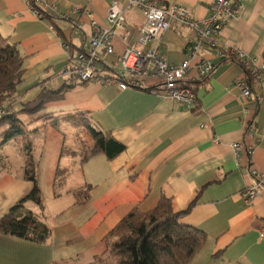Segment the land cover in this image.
<instances>
[{"label":"crops","instance_id":"crops-1","mask_svg":"<svg viewBox=\"0 0 264 264\" xmlns=\"http://www.w3.org/2000/svg\"><path fill=\"white\" fill-rule=\"evenodd\" d=\"M46 1L48 10L38 16L31 0H0V37L16 43L24 57L14 110L25 129L4 142L0 136V219L30 194L34 177L44 208L29 201L23 212L37 214L50 229L43 241L0 230V264L116 260L108 251L107 235L132 210L152 211L163 198L176 213L189 208L181 223L206 233L204 247L190 264H264V187L252 172L264 170V74L251 75L232 52L264 60V0H235L242 8L225 23L223 43L200 50L214 69L193 83L191 106L153 92L159 78L152 74L140 87L69 78L63 42L76 53L93 32L88 15L73 9H87L109 25L113 0ZM152 1L183 7L201 20L209 17L213 0ZM122 6L130 36L124 40V30L117 29L111 39L114 52L100 51L99 65L112 75L122 73L125 48H140L138 35L146 20L142 8ZM193 34L191 28L176 25L151 47L169 63L179 64L189 57ZM238 80L250 85L249 97L236 85ZM45 91L59 92L47 96L43 108L33 113L35 120L27 121L31 112L21 110ZM45 113L47 120L37 119ZM79 113L124 144V151L114 158L82 154L75 134L88 133L69 123ZM7 129L2 125L0 135ZM235 143L240 144L239 156ZM88 186L89 199L79 201L75 191ZM253 186L258 194L247 200L243 192Z\"/></svg>","mask_w":264,"mask_h":264},{"label":"built area","instance_id":"built-area-1","mask_svg":"<svg viewBox=\"0 0 264 264\" xmlns=\"http://www.w3.org/2000/svg\"><path fill=\"white\" fill-rule=\"evenodd\" d=\"M129 9L138 6L144 10L146 20L140 29L138 41L139 49L131 46L125 48L120 57L122 73L112 75L104 73L99 65L100 51L104 48L109 53L114 52L111 43L117 29H123V39L130 36V29L125 26L126 16L122 4ZM46 0H31L30 8L38 16L48 10ZM242 4L235 0H213L210 5V15L207 18L197 20L192 13L183 7L169 6L153 2L152 0H113L108 9L109 25L96 19L94 13L82 8H74L73 12L82 11L90 18L93 32L83 49L73 53L71 44L63 42L67 53L68 64L65 70L68 77L80 82L96 81L101 83H117L119 86L133 85L140 87L142 81L149 75L159 78L153 92L168 100L191 106L195 102L193 83L196 80L207 78L214 69V63L209 56L200 50L204 45L216 48L221 45L222 32L225 23L230 18L237 16ZM178 25L189 27L194 31L190 40L189 57L179 64L169 63L165 55L158 49L151 47L153 41L159 38L165 30ZM248 72L253 76L264 74V60L251 57L240 50L232 49ZM196 59L194 63L192 61ZM236 85L242 89L246 97L251 90L243 80H238ZM236 155L239 156L240 144H234ZM250 152V150H249ZM264 187V170H252ZM258 194L256 188L249 187L243 192L247 200H251ZM264 238V230L262 231Z\"/></svg>","mask_w":264,"mask_h":264},{"label":"trees","instance_id":"trees-1","mask_svg":"<svg viewBox=\"0 0 264 264\" xmlns=\"http://www.w3.org/2000/svg\"><path fill=\"white\" fill-rule=\"evenodd\" d=\"M23 73L24 57L18 45L0 37V127L8 126V129L0 135L1 142L25 133L24 122L17 116L19 112L14 110ZM58 92H53L51 95ZM51 95L47 91L43 92L38 99L27 104L21 111L24 113L40 111L47 101L45 98L48 96L50 99ZM79 115L81 116L79 120L72 125L78 128L77 124L82 123V127L89 131L93 140L87 158L99 153L114 158L124 151V144L96 127L83 113ZM37 119L47 120L48 116L45 113ZM34 120L35 117L30 122ZM31 180L34 181L33 190L18 202L10 213L0 219V230L5 234L43 241L50 233L47 223L31 211L23 212L25 203L29 201L41 209L44 208L38 182L34 177H31ZM84 189L79 188L75 191L81 202L89 199L85 191L90 190V187ZM188 212L189 208L184 212H174L171 201L166 198H163L152 211L132 210L107 235L108 250L110 254L117 256L111 264H190L204 247L207 236L203 230L181 223V215ZM114 237H117L116 240H113Z\"/></svg>","mask_w":264,"mask_h":264},{"label":"rangeland","instance_id":"rangeland-1","mask_svg":"<svg viewBox=\"0 0 264 264\" xmlns=\"http://www.w3.org/2000/svg\"><path fill=\"white\" fill-rule=\"evenodd\" d=\"M32 115H34L33 113H31V114H29V116H26V119H27V121H30V120H32L33 119V117H31ZM35 117V116H34ZM77 120H79V119H77ZM77 120H75V121H77ZM84 121V120H83ZM70 124H73V122H72V120H70V122H69ZM44 124H46V123H44ZM78 125V129H76V130H79V129H81L80 127H82V123H78L77 124ZM73 126V125H72ZM74 127V126H73ZM75 128V127H74ZM84 128V127H83ZM85 133H88V135H84V133H82L84 136L83 137H79V133H76L75 134V136H76V138L78 139V142L80 141L81 143H82V145H81V147H80V149H81V152H82V154H84V155H87V153H89V149L91 148V146L92 145H90V140H92V138H91V135L89 134V131L85 128ZM45 133V131H43V134ZM43 134H40V136H44ZM90 138V140L89 139H85V138ZM73 139H74V137H73ZM93 141V140H92ZM74 142H76L77 143V140H75L74 139ZM66 145H64V147H65ZM70 146H72V147H74V145H70ZM68 149H70V148H68ZM107 238V237H106ZM105 238V239H106ZM115 238V237H114ZM113 238V240H116V238L114 239ZM107 243H108V241H107ZM109 245V244H108ZM108 249H109V247H108ZM109 251V250H108ZM116 258H117V256L115 255V254H113ZM113 261H115V259L114 258H111V259H106V258H103V259H97V262H98V264H111Z\"/></svg>","mask_w":264,"mask_h":264}]
</instances>
